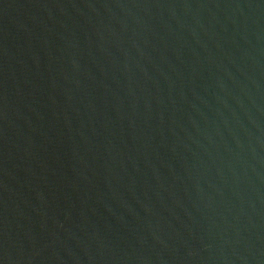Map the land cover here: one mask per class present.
<instances>
[{"label":"water","instance_id":"obj_1","mask_svg":"<svg viewBox=\"0 0 264 264\" xmlns=\"http://www.w3.org/2000/svg\"><path fill=\"white\" fill-rule=\"evenodd\" d=\"M0 264H264V0H0Z\"/></svg>","mask_w":264,"mask_h":264}]
</instances>
